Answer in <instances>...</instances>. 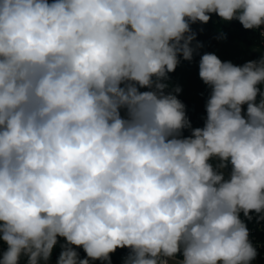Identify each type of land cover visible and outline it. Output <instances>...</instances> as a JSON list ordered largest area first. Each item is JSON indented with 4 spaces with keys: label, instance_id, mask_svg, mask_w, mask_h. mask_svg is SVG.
Returning <instances> with one entry per match:
<instances>
[{
    "label": "clouds",
    "instance_id": "obj_1",
    "mask_svg": "<svg viewBox=\"0 0 264 264\" xmlns=\"http://www.w3.org/2000/svg\"><path fill=\"white\" fill-rule=\"evenodd\" d=\"M213 14L264 40V0H0V264H254L264 50L200 56L203 127L169 84Z\"/></svg>",
    "mask_w": 264,
    "mask_h": 264
},
{
    "label": "crops",
    "instance_id": "obj_2",
    "mask_svg": "<svg viewBox=\"0 0 264 264\" xmlns=\"http://www.w3.org/2000/svg\"><path fill=\"white\" fill-rule=\"evenodd\" d=\"M51 2V0H49ZM220 21L219 17L216 15H213L211 17V20L209 21L208 24L213 26L214 29L210 28L213 30L212 33L209 32L208 28L205 27V31L202 34L200 31L197 32V40L201 42L204 46L201 48L203 51H207L211 46L215 45L218 36L220 32L215 28V24ZM234 23L232 22H224L223 25L226 27L231 26ZM209 25V26H210ZM202 55L201 52L199 54H196L194 56L199 57ZM199 62H188L184 61L181 58L180 64L176 68V78H173L172 73L169 74L170 80L169 84L171 87L175 86H180L182 88L181 93L177 94V98H192L201 94H204L211 89L205 85L199 78V68H198ZM171 87L167 91H171ZM147 89H141V91H145ZM123 115V112H122ZM60 253V248L57 246V248H54L53 255L51 259L56 260L59 256Z\"/></svg>",
    "mask_w": 264,
    "mask_h": 264
},
{
    "label": "trees",
    "instance_id": "obj_3",
    "mask_svg": "<svg viewBox=\"0 0 264 264\" xmlns=\"http://www.w3.org/2000/svg\"><path fill=\"white\" fill-rule=\"evenodd\" d=\"M215 15V14H213ZM212 15V16H213ZM215 28L221 33H224V38L222 40H229L231 42L247 43L253 46H263V40L261 39L259 32L253 30H245L238 21L226 27L219 20L214 25ZM200 58L194 56V62H199ZM173 78H176V70L172 73ZM211 91L204 94L192 97V98H181L180 99L186 106V114L190 119L193 128L203 127L204 117H206L205 104L210 95ZM190 130L186 129L183 131V135L186 137L190 135ZM6 245L0 241V252L6 249ZM123 256V255H119ZM112 264H122L118 262L111 254ZM21 264H25V260L22 259ZM101 264V262H100Z\"/></svg>",
    "mask_w": 264,
    "mask_h": 264
},
{
    "label": "rangeland",
    "instance_id": "obj_4",
    "mask_svg": "<svg viewBox=\"0 0 264 264\" xmlns=\"http://www.w3.org/2000/svg\"><path fill=\"white\" fill-rule=\"evenodd\" d=\"M222 24L224 23L223 21H220ZM209 23V22H208ZM200 24L199 22L192 25V28L196 32H201L202 34L204 33L205 27H211L212 29L213 26L210 24ZM210 25V26H209ZM210 28H208L209 30ZM210 33L213 32V30H209ZM264 42V40H263ZM254 48H259L264 50L263 46H253L247 43H238V42H231L229 40H222L221 38L217 40L216 44L211 46L207 51L199 50L202 54L204 53H215L222 61H231L235 65H243L245 62L250 61V60H255L259 59L261 56V51H255ZM262 89H264V85L260 86ZM211 91V90H210ZM259 100V97L257 98ZM244 110L246 111V105L243 106ZM63 243V240L60 241ZM59 247V245H57ZM57 246L55 248H57ZM60 248V247H59ZM79 252L81 258L85 257L86 254L83 252L82 249H77ZM112 256L120 263H122L123 258L125 256H119L116 254H112ZM57 260V259H56ZM56 260L51 259L49 261V264H56ZM91 264H100V261H94L91 262Z\"/></svg>",
    "mask_w": 264,
    "mask_h": 264
},
{
    "label": "built area",
    "instance_id": "obj_5",
    "mask_svg": "<svg viewBox=\"0 0 264 264\" xmlns=\"http://www.w3.org/2000/svg\"><path fill=\"white\" fill-rule=\"evenodd\" d=\"M259 32V30H256ZM264 44V42H263ZM248 227L250 229V239L255 245H258L259 252L261 253L260 256H258L257 260L254 262V264H264V221L257 223L255 219L251 222H248ZM129 252V249H117V251L114 253L116 255H123L126 256ZM172 264V262H170Z\"/></svg>",
    "mask_w": 264,
    "mask_h": 264
}]
</instances>
